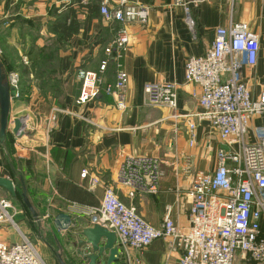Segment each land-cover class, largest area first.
<instances>
[{"label": "crops", "instance_id": "0c3cea01", "mask_svg": "<svg viewBox=\"0 0 264 264\" xmlns=\"http://www.w3.org/2000/svg\"><path fill=\"white\" fill-rule=\"evenodd\" d=\"M102 1L109 6L117 2L0 0V62L6 75L20 74V94L10 102L9 119L22 117L24 124L20 138L11 133L12 124L8 126L6 142L0 145V177L18 189L21 176L38 214L35 221L17 193L0 187V198L10 201L8 214L14 222L0 224V242L12 244L27 236L45 264H58L52 250L59 247L67 264H87L77 253L83 239L79 233L92 224L81 209L99 206L107 185L153 227L161 226L167 207L176 225H189L185 192L196 171L215 168L222 145L206 121L192 117L200 110L199 89L184 80V65L189 57L206 51L217 27L245 22L258 36L256 65L244 68L242 77L254 95L264 87V0H183L187 11L176 0H128L149 6L150 16L144 26H126L129 42L120 59L128 76L126 108L116 109L113 98L102 94L77 103V70H98L103 49L119 27L102 20ZM67 8L75 10L80 28L63 39L52 25L56 12ZM187 17L193 20L192 30ZM115 71L109 62L104 80L112 81ZM157 81L176 85L175 110L145 103L144 85ZM174 114L188 115L195 123L193 145L186 138L185 120ZM252 123L264 125V115ZM127 154L158 158L161 176L155 194L115 183V170ZM64 219L71 224L62 228ZM180 253L171 249L170 239L158 238L143 249L120 252L112 264H176Z\"/></svg>", "mask_w": 264, "mask_h": 264}, {"label": "built area", "instance_id": "2783aa9c", "mask_svg": "<svg viewBox=\"0 0 264 264\" xmlns=\"http://www.w3.org/2000/svg\"><path fill=\"white\" fill-rule=\"evenodd\" d=\"M187 11L183 0H176ZM105 23L116 22L113 38L104 47L105 58L96 72L79 68L80 90L76 102H85L100 94L113 98L118 110L126 108L128 76L121 69L120 59L128 47L127 25H146L150 7L145 4L117 0L109 6L99 4ZM192 30L193 20L187 17ZM259 50L258 36L245 22L230 23L215 29L209 48L198 56H191L184 65V80L199 89V112L192 117L206 121L217 133L219 147L212 171H196L185 198L189 203V225L180 227L167 207L160 227L149 225L133 206L125 205L112 185L104 188L99 206L81 209L90 216L91 224H98L116 236L120 252L139 250L158 238L170 239L171 249L180 250L176 264H264V125L252 120L264 115V87L254 95L242 77L244 68L256 65ZM2 45L0 42V58ZM109 62L115 65L114 79L106 82L104 73ZM24 65L28 64L25 57ZM8 86L19 97L20 74L7 75ZM145 103L175 110L177 88L173 82H149L144 85ZM185 120L188 144L195 141V123ZM54 119V118H53ZM86 170L81 171L85 177ZM161 176L160 161L149 155L127 154L115 170V183L134 192H157ZM91 183L97 184L93 179ZM10 201L0 198V224L14 225L8 214ZM71 224L61 220L62 228ZM0 264H45L36 246L27 236L12 244L0 242Z\"/></svg>", "mask_w": 264, "mask_h": 264}, {"label": "water", "instance_id": "95a60500", "mask_svg": "<svg viewBox=\"0 0 264 264\" xmlns=\"http://www.w3.org/2000/svg\"><path fill=\"white\" fill-rule=\"evenodd\" d=\"M14 97L15 92L8 86L7 75L0 62V145H4L6 142L9 124H12L11 133L16 138H20L24 133L22 117L9 119L10 102ZM221 148H225V146H221ZM19 183L20 188L17 189L11 180L0 177V187L12 195L17 193L32 218L38 221V214L28 199L26 186L21 176H19ZM79 234L83 239L80 241L77 253L82 254V259L87 260V264H112L118 260L119 251L115 244V234L112 231L98 224H92V226L82 229ZM82 248L85 254L82 253ZM85 249L88 251L87 253ZM52 251L58 264H67L60 247L57 251Z\"/></svg>", "mask_w": 264, "mask_h": 264}, {"label": "trees", "instance_id": "16d2710c", "mask_svg": "<svg viewBox=\"0 0 264 264\" xmlns=\"http://www.w3.org/2000/svg\"><path fill=\"white\" fill-rule=\"evenodd\" d=\"M79 28V23L76 19V12L74 9L67 8L65 12H56V18L52 25V30L60 34L63 39H66L70 35L78 32Z\"/></svg>", "mask_w": 264, "mask_h": 264}, {"label": "rangeland", "instance_id": "374dc122", "mask_svg": "<svg viewBox=\"0 0 264 264\" xmlns=\"http://www.w3.org/2000/svg\"><path fill=\"white\" fill-rule=\"evenodd\" d=\"M31 239V238H30ZM32 240V239H31ZM33 243V240L31 241ZM34 245L36 246V244L34 243ZM37 248V247H36Z\"/></svg>", "mask_w": 264, "mask_h": 264}, {"label": "bare ground", "instance_id": "6f19581e", "mask_svg": "<svg viewBox=\"0 0 264 264\" xmlns=\"http://www.w3.org/2000/svg\"><path fill=\"white\" fill-rule=\"evenodd\" d=\"M208 48H209V47H208ZM208 48H207V49H208ZM207 49H206V50H207ZM115 237H116V236H115ZM115 244H116V240H115Z\"/></svg>", "mask_w": 264, "mask_h": 264}]
</instances>
